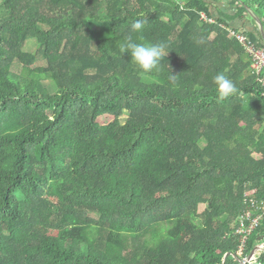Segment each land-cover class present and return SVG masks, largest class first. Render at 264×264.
<instances>
[{
	"label": "trees",
	"instance_id": "obj_1",
	"mask_svg": "<svg viewBox=\"0 0 264 264\" xmlns=\"http://www.w3.org/2000/svg\"><path fill=\"white\" fill-rule=\"evenodd\" d=\"M236 1L206 23L205 0H1L0 264H264L233 257L264 200V88L226 29L264 0ZM129 37L165 45L159 73ZM262 237L264 218L244 252Z\"/></svg>",
	"mask_w": 264,
	"mask_h": 264
},
{
	"label": "built area",
	"instance_id": "obj_2",
	"mask_svg": "<svg viewBox=\"0 0 264 264\" xmlns=\"http://www.w3.org/2000/svg\"><path fill=\"white\" fill-rule=\"evenodd\" d=\"M200 16L203 22L216 23L215 18H210L204 12H202ZM226 29L230 36L243 46L249 58H251L252 72L257 75L258 82L264 88V46L254 43L244 33L237 32L235 28L226 27ZM253 196L254 194H247L244 197V204L247 206V211L241 214L233 225L234 234L238 235L240 238V244L236 255L243 262L247 263H253L257 260V254L251 256V254H246L244 252L247 237L252 234L259 225L260 220L264 218V200L258 202Z\"/></svg>",
	"mask_w": 264,
	"mask_h": 264
},
{
	"label": "clouds",
	"instance_id": "obj_3",
	"mask_svg": "<svg viewBox=\"0 0 264 264\" xmlns=\"http://www.w3.org/2000/svg\"><path fill=\"white\" fill-rule=\"evenodd\" d=\"M145 25L144 20H136L131 28L133 31L139 33L143 30ZM121 53H129L132 62L142 71L146 73H159L161 71L160 61L166 57L168 52L165 51L163 43L146 44L138 43L131 37L127 38L120 44ZM175 77V75H172ZM216 91L218 93V101H223L229 96L237 93V89L233 82L223 73H218L214 77Z\"/></svg>",
	"mask_w": 264,
	"mask_h": 264
},
{
	"label": "crops",
	"instance_id": "obj_4",
	"mask_svg": "<svg viewBox=\"0 0 264 264\" xmlns=\"http://www.w3.org/2000/svg\"><path fill=\"white\" fill-rule=\"evenodd\" d=\"M211 7V15L215 19H222L228 22L226 16H235L236 15V7L232 6V4L222 1V0H205ZM251 14L247 13L245 18H235L229 21V25L233 28H236L240 32H245L249 34L255 35L259 41L264 45V39L258 29V26ZM262 17V16H260ZM264 22V18L262 17ZM261 243H264V237L261 238ZM263 252V251H260ZM257 253V256L259 253Z\"/></svg>",
	"mask_w": 264,
	"mask_h": 264
},
{
	"label": "water",
	"instance_id": "obj_5",
	"mask_svg": "<svg viewBox=\"0 0 264 264\" xmlns=\"http://www.w3.org/2000/svg\"><path fill=\"white\" fill-rule=\"evenodd\" d=\"M222 1H226L228 3H236L237 2L236 0H234V1L233 0H222ZM237 3H239L240 5H242L241 2H237ZM246 10H247V13L251 14L252 16H254L253 18H254V20H255V22H256V24L258 26V29H259V31H260L263 39H264V22L262 20V17H260L258 14H256V12L253 9H251V8H247L246 7ZM260 251H264V243H260L256 247V249L251 253V256L257 254ZM227 257H228V254H226L224 256V259H223V263L222 264H225L226 263ZM233 257L235 259H237L238 261H240L241 263H247V262H243L237 255H233Z\"/></svg>",
	"mask_w": 264,
	"mask_h": 264
},
{
	"label": "rangeland",
	"instance_id": "obj_6",
	"mask_svg": "<svg viewBox=\"0 0 264 264\" xmlns=\"http://www.w3.org/2000/svg\"><path fill=\"white\" fill-rule=\"evenodd\" d=\"M182 3L185 1V0H180ZM0 3H1V0H0ZM230 4H236V5H240L239 3H230ZM235 7V6H234ZM264 18V17H263ZM27 49H29V45L26 46ZM16 70H20L19 67L16 66ZM19 68V69H18ZM113 121V115L112 114H108V113H103L101 116H100V119H99V122L102 124V125H106L110 122ZM122 121H125V118L122 120ZM161 226H165V223H160ZM55 233V232H54Z\"/></svg>",
	"mask_w": 264,
	"mask_h": 264
}]
</instances>
